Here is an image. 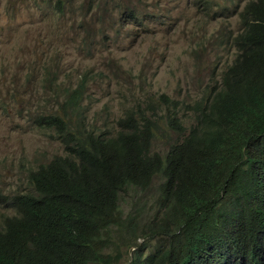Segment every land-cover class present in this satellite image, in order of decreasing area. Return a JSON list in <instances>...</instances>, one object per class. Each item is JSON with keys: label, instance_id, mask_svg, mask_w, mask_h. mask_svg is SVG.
I'll use <instances>...</instances> for the list:
<instances>
[{"label": "trees", "instance_id": "16d2710c", "mask_svg": "<svg viewBox=\"0 0 264 264\" xmlns=\"http://www.w3.org/2000/svg\"><path fill=\"white\" fill-rule=\"evenodd\" d=\"M200 1L205 9L213 5ZM242 2L231 15L238 13L241 25L235 56L218 90L193 106L197 123L167 154H149L155 121L140 109L127 111L114 135L88 130L70 137L68 122L59 116L35 120L69 137L67 147L77 161L56 159L33 174L39 197L18 194L8 203L17 213L0 219V264H117L119 253L111 249L121 246L118 239L128 242L113 228L136 239L156 231L161 236L170 224L184 228L185 236L175 242L160 238L157 254L133 264H225L224 259L229 264L242 255L252 258L250 264H262L248 240L264 251L259 234L264 230V0ZM80 97L75 90L65 103L77 107ZM166 104V122L183 133L181 119L171 116L175 101ZM156 171L166 176L159 202L168 209L140 226L139 215L124 216L118 201L130 186L133 191L149 186ZM236 222L245 223L244 239L218 236L226 223ZM209 242H215L214 256L202 247Z\"/></svg>", "mask_w": 264, "mask_h": 264}, {"label": "rangeland", "instance_id": "374dc122", "mask_svg": "<svg viewBox=\"0 0 264 264\" xmlns=\"http://www.w3.org/2000/svg\"><path fill=\"white\" fill-rule=\"evenodd\" d=\"M205 1L210 9L196 0H0V219L10 211L3 199L31 191V170L63 154L61 131L35 125L39 116L114 135L127 111L140 109L157 121L150 153L165 155L186 137L193 106L218 90L235 56L241 25L231 15L246 0ZM75 90L73 109L65 100ZM169 100L183 133L163 119ZM164 181L155 174L134 197L141 224L152 223Z\"/></svg>", "mask_w": 264, "mask_h": 264}, {"label": "clouds", "instance_id": "9594fccd", "mask_svg": "<svg viewBox=\"0 0 264 264\" xmlns=\"http://www.w3.org/2000/svg\"><path fill=\"white\" fill-rule=\"evenodd\" d=\"M196 1L198 3V4H196V7L199 8V9H204L205 10L204 4H202L200 0H196ZM234 2L235 1L233 0V3ZM231 5H232V2H231V4H227V7H225V8H228L229 9V7ZM212 17L215 19V16H212ZM217 19H219V18H217ZM240 31H241V29L239 28V30L237 31L236 35ZM236 35H232V37H231V46H232V49H234L235 51H236V49L234 47V37ZM69 106H71L73 109H76L77 108V107H75L74 105H71V104H69ZM49 115H51V114H49ZM52 115H55V114H52ZM56 116H58V115H56ZM40 117L41 116H39V118ZM59 117H61V116H59ZM164 118H165V121H167V118L163 116V119ZM37 119H35V120H37ZM33 123L35 125H38V126H41V127H47V126H44L43 123L39 124V123H36V121H33ZM154 124H155V127L154 128H156L157 121H155ZM166 124L168 125L167 122H166ZM48 128H51V127H48ZM54 129H57V128H54ZM68 131L72 134L70 137H75L76 135L79 134V132L85 133V130H82V131H72L71 129H68ZM95 133H97V132H95ZM109 133H112V132L109 131ZM97 134H100V133H97ZM156 137H157V134H156ZM68 139H69V137L68 138L67 137L64 138L63 135H62V133H61V140H62L61 143H62V146H63V154L55 155L49 162H47L45 164H41L38 168H36L34 170H31V172L29 174V182H30V189H31V191L24 192V193H16V194H13L11 197H7V198H5V199L2 200L3 203H4V207H6V208H8L10 210L9 213H4L5 216L7 214L12 215L14 213H17L16 208L13 209L12 207H10L8 205V203L12 200V198L14 196H16L18 194H26V193L33 194V196H36V197H39L41 195L40 192L36 188V184H35V181L33 179V174H35L36 172H38L42 168L47 167L48 165H50L56 159H62L65 162L72 161V160L77 161L75 159L76 156L74 154V151H72V149H71L72 147H70V146L67 147V145H68V142H67ZM176 141H178V140H176ZM149 154H150V150H149ZM151 154H152V152H151ZM157 173H160L165 178L164 183H166V176H165L164 172L163 171H156V172L153 173V175L151 177V183H150V185L152 184L154 175L157 174ZM149 186L143 187V188H138L136 191H133L132 188H131V186H130L129 191H127L126 193H124V194H122L120 196L119 201H118L119 210L121 212H122V210L124 211V216H126L128 213L135 214V212H136L137 216L140 215V212L136 208L137 203H138L139 200H134V197L139 198V192L141 190H144L145 188H148ZM158 204H160V206H158L155 214L154 215L152 214L153 217L152 218L150 217V219H153L154 220V217H155L156 214H158V216L161 217L163 214L166 213V211L168 209L166 207V205H161L160 202ZM162 211H164V213H160ZM171 214H172V212H171ZM124 216H122V218ZM139 224L141 226V225H143L145 223H142L141 224L139 222ZM244 227H245V223L236 222L234 226H231V225H229V224L226 223L221 228V230L219 231L218 236H221V235L231 236V235L234 234L235 237H237L239 239H241V238L244 239V236L247 235L246 234V229H244ZM113 229L115 231H118V234L120 236H123L125 234V241L128 242L127 245H122V242L123 241L121 239H118V242L121 244V246L118 249H117V247L113 246V248L111 249V252L119 253L120 258H119L117 264H133L136 259H138V258L144 259L145 256L146 255H149L150 253H153L155 255V254H157L159 252V249H156V247L158 245L161 247V244H159L160 238L164 239L166 242H170V241L175 242V241H179L181 239V235L185 236V234H186V230L183 231L184 228H176L172 224H170V227H169V229H168L167 232H162L163 234H161V236L158 235V231H156L154 233L151 232L152 233L151 236H148V237H138L136 239H133L132 235L131 234H128L127 231L124 230V228H120V229L113 228ZM259 234L261 235L262 240H264V230L263 231H260ZM143 235L144 234H139V236H143ZM153 239H154V241H153ZM248 243H249L248 244L249 250L255 252V254H256L255 255L256 256L255 259H257L262 264H264V251H260V249H254L255 248L254 246L256 244L255 241H249L248 240ZM214 244H215V242H209V243H203L202 244V247H203L204 251H206L209 256H214L213 254H210L211 253V250L214 247ZM141 245H144V247L142 249L139 248ZM123 248L125 249V251L124 252H121V249H123ZM147 248H148V250H147ZM226 248H227V250H231V249H237L239 247H236L235 245H227ZM180 251H181V249L178 250L179 253H180ZM220 251L221 252H224V249H220ZM221 257H222L221 255H218V258H221ZM226 257H229V255H226ZM253 257H254V254H253ZM224 260H225V264H228L227 263L228 259H224ZM237 260H241V263L237 262ZM250 260H252V258L249 257V255L248 256L242 255L241 257L238 256V259H236V260L233 259L229 264H250Z\"/></svg>", "mask_w": 264, "mask_h": 264}]
</instances>
